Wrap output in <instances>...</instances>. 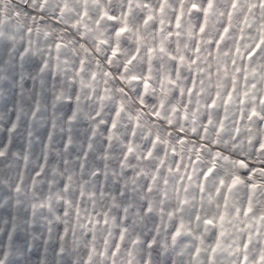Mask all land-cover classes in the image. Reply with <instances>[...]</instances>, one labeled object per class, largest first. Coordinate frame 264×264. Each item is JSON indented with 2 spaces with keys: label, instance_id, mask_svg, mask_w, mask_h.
Returning a JSON list of instances; mask_svg holds the SVG:
<instances>
[{
  "label": "clouds",
  "instance_id": "1",
  "mask_svg": "<svg viewBox=\"0 0 264 264\" xmlns=\"http://www.w3.org/2000/svg\"><path fill=\"white\" fill-rule=\"evenodd\" d=\"M0 264H264V0H0Z\"/></svg>",
  "mask_w": 264,
  "mask_h": 264
}]
</instances>
